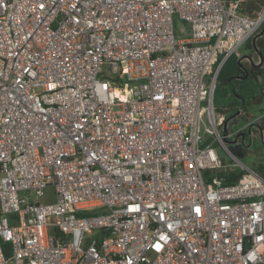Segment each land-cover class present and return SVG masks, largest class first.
Listing matches in <instances>:
<instances>
[{
  "label": "built area",
  "instance_id": "obj_1",
  "mask_svg": "<svg viewBox=\"0 0 264 264\" xmlns=\"http://www.w3.org/2000/svg\"><path fill=\"white\" fill-rule=\"evenodd\" d=\"M240 6L0 0V264H264V177L226 143L264 112L213 105L264 24Z\"/></svg>",
  "mask_w": 264,
  "mask_h": 264
},
{
  "label": "flooded vegetation",
  "instance_id": "obj_2",
  "mask_svg": "<svg viewBox=\"0 0 264 264\" xmlns=\"http://www.w3.org/2000/svg\"><path fill=\"white\" fill-rule=\"evenodd\" d=\"M243 2L245 0H239ZM247 1V0H246ZM250 44V56L252 58L254 52ZM261 52L264 54V37L262 41ZM243 57V56H242ZM239 57V63L237 68L228 78V82L231 86L232 100L228 109V116L234 114L238 109H242L240 121L246 120L248 117H253L264 112V97L262 95V87L264 84V65L257 61H250ZM237 60V61H238ZM239 64L242 65V69L239 68ZM231 77H235L234 80ZM252 88L258 90L257 94L252 92ZM249 95V100L245 99V96ZM244 104L245 107L242 105ZM248 110V111H247ZM255 141H260L264 145V131L256 128H251L247 133L245 139L246 149L244 154L247 155L248 144L250 147Z\"/></svg>",
  "mask_w": 264,
  "mask_h": 264
},
{
  "label": "rangeland",
  "instance_id": "obj_3",
  "mask_svg": "<svg viewBox=\"0 0 264 264\" xmlns=\"http://www.w3.org/2000/svg\"><path fill=\"white\" fill-rule=\"evenodd\" d=\"M248 7L250 8V12L254 10V12H256V10L259 11L262 8L264 9V0L253 1ZM246 15L252 16L249 12ZM175 24L178 29H182L183 26L186 27V25H183V23L181 22H175ZM249 44L250 43L247 42L238 49L239 57L245 55L248 56L250 54L251 50ZM239 57L233 56L232 59H234V61L232 59L229 60L228 64L222 67V73L219 74L217 78V88L213 98V105L216 113L222 115L224 118H226L229 114L228 109L232 100L231 86L228 82V78L234 72L233 70L237 68V60ZM225 71H232V73H224ZM252 92L254 94H257L258 90L252 88ZM249 98V95L245 96L246 100H249ZM244 104L245 103H243L242 105L243 107H245ZM243 124V122H240L238 126H241ZM236 128L237 127H235V129ZM238 160L248 168L254 171H259V166L264 168V145L260 141H255L253 145L247 149V155H245L243 158H238ZM226 161L230 162L229 160ZM42 193L43 195L41 198H39L38 201L40 204L51 203L54 201V191L52 187L45 188ZM24 195L27 196L30 201H36L34 193L26 192L24 193Z\"/></svg>",
  "mask_w": 264,
  "mask_h": 264
},
{
  "label": "water",
  "instance_id": "obj_4",
  "mask_svg": "<svg viewBox=\"0 0 264 264\" xmlns=\"http://www.w3.org/2000/svg\"><path fill=\"white\" fill-rule=\"evenodd\" d=\"M263 37H264V24L260 29V31L257 33V35L251 40V47L254 52L252 58L250 56L245 55L242 57V59L257 61L258 63L264 65V54L261 52ZM239 60L237 61V65L239 63ZM239 68L242 69L241 64H239ZM231 78L234 80L235 77H231ZM241 111L242 109L240 108L234 114L230 115L229 117H226L224 126L227 124V122H229V126L226 128V130L228 131L232 130V128L239 125V123L241 122L240 121ZM249 119H251V117H248L246 120H243L242 122L245 123ZM256 128L264 131V116L261 117L258 124L256 125ZM223 132H225V130H223ZM226 143L229 145L227 148L233 156H235L236 158H243L245 156L244 149H246V147L243 148V146L241 145H233V142H229V141H226ZM247 147L250 148V144H248Z\"/></svg>",
  "mask_w": 264,
  "mask_h": 264
},
{
  "label": "trees",
  "instance_id": "obj_5",
  "mask_svg": "<svg viewBox=\"0 0 264 264\" xmlns=\"http://www.w3.org/2000/svg\"><path fill=\"white\" fill-rule=\"evenodd\" d=\"M253 1H256V0H247V1L245 0V1L241 2V6H240L239 12L241 14H248V12H249L252 16L258 15L262 11L263 8L261 10H259V11L256 10V12H254L255 10L250 12V8L248 6ZM259 1H261V0H259ZM249 47H250V45H249ZM229 59H232V58L230 57ZM229 59L226 61V63L224 64V66L226 64H228ZM232 60L234 61V59H232ZM221 73H222V71L219 72V74H221ZM218 175L219 176H223L227 184H232L233 181H235L236 178L239 176V172H234V173L219 172ZM0 243H1V246H2V249H3V252H4V255L6 257L9 256V245L7 243H3L1 241H0Z\"/></svg>",
  "mask_w": 264,
  "mask_h": 264
},
{
  "label": "crops",
  "instance_id": "obj_6",
  "mask_svg": "<svg viewBox=\"0 0 264 264\" xmlns=\"http://www.w3.org/2000/svg\"><path fill=\"white\" fill-rule=\"evenodd\" d=\"M236 57H239V56H236ZM229 60H231V59H229ZM224 73H232V71H229V72L225 71ZM259 169H260L259 171H255V172L259 173L260 175H262L264 177V168L259 166Z\"/></svg>",
  "mask_w": 264,
  "mask_h": 264
},
{
  "label": "bare ground",
  "instance_id": "obj_7",
  "mask_svg": "<svg viewBox=\"0 0 264 264\" xmlns=\"http://www.w3.org/2000/svg\"><path fill=\"white\" fill-rule=\"evenodd\" d=\"M115 93L118 94L117 91H115Z\"/></svg>",
  "mask_w": 264,
  "mask_h": 264
}]
</instances>
